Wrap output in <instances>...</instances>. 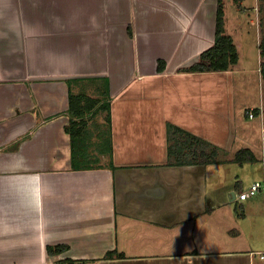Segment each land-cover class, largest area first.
<instances>
[{
	"label": "crops",
	"instance_id": "crops-1",
	"mask_svg": "<svg viewBox=\"0 0 264 264\" xmlns=\"http://www.w3.org/2000/svg\"><path fill=\"white\" fill-rule=\"evenodd\" d=\"M216 11L217 0H0V264H264V189L237 200L264 185L260 66L188 71L214 43ZM69 90L110 108L109 123L92 122L111 147L89 148L93 167L72 164ZM168 124L217 149L215 162L170 164ZM242 150L254 161L235 163ZM55 245L68 249L51 256Z\"/></svg>",
	"mask_w": 264,
	"mask_h": 264
},
{
	"label": "trees",
	"instance_id": "trees-1",
	"mask_svg": "<svg viewBox=\"0 0 264 264\" xmlns=\"http://www.w3.org/2000/svg\"><path fill=\"white\" fill-rule=\"evenodd\" d=\"M261 56L264 57V37L260 43ZM238 61L235 45L232 38L225 33L224 29V4L223 0H217V11L215 21V38L212 47L204 51L198 62L193 64L188 71L192 72H214L226 71L234 66ZM164 66L163 61L158 62V70L161 71ZM260 72L264 79V62L261 63ZM105 112L107 123L110 121V108L107 101L99 97H89L85 94H75L69 90L68 108L65 115L68 116L69 123L65 128L69 134L71 143V155L73 166L93 167L97 165V155L89 151L90 147L98 149L101 153H106L110 147V131L108 128L98 130L97 136L101 138V143L90 142L94 131L88 128V124L98 114ZM93 122V121H92ZM96 134V133H95ZM96 136V135H95ZM166 138L169 142L168 155L170 164L199 163L207 165L214 163L217 149L194 138L187 132L168 124L166 128ZM254 157L247 150L239 151L234 158L238 164L251 163ZM68 249L65 245L49 246L47 252L49 255H59ZM113 252H108L105 258H111ZM118 254L117 256H119ZM54 264H86V261H75L71 259H61Z\"/></svg>",
	"mask_w": 264,
	"mask_h": 264
},
{
	"label": "rangeland",
	"instance_id": "rangeland-1",
	"mask_svg": "<svg viewBox=\"0 0 264 264\" xmlns=\"http://www.w3.org/2000/svg\"><path fill=\"white\" fill-rule=\"evenodd\" d=\"M236 5L239 7L241 6V10H236ZM224 11L227 34L231 35L233 38L236 53L237 56H239L238 60L240 66L244 69H248V67H252L253 65L254 70H257V67L261 66V59L263 60L262 62H264V57L261 56V49L258 47L260 44L257 43L258 37L256 32V24H258V29L260 28L262 32L261 39L264 37V0H229L225 2ZM81 85L82 84H80V86ZM251 89L253 90V87H251ZM257 89L260 93L259 87H257ZM90 95L92 97L100 96L101 99L104 98L99 93H90ZM104 116L105 112H102L94 117L92 121L102 124V122H104ZM92 121L89 123L90 127H94ZM102 162L106 163L107 160L102 159Z\"/></svg>",
	"mask_w": 264,
	"mask_h": 264
},
{
	"label": "built area",
	"instance_id": "built-area-1",
	"mask_svg": "<svg viewBox=\"0 0 264 264\" xmlns=\"http://www.w3.org/2000/svg\"><path fill=\"white\" fill-rule=\"evenodd\" d=\"M248 115L250 118H252L253 112L250 111ZM262 189H264V185L261 184L260 182H255L246 191L239 193V195L237 196V200L238 201H244L248 197H252V196L257 195L260 192V190H262ZM259 257H260V259H264V252H261L259 254Z\"/></svg>",
	"mask_w": 264,
	"mask_h": 264
}]
</instances>
